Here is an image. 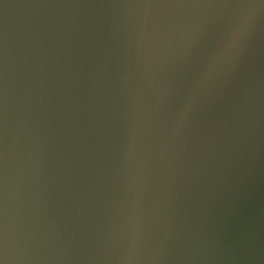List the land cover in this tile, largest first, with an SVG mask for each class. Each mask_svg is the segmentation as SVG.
<instances>
[{"label": "water", "instance_id": "water-1", "mask_svg": "<svg viewBox=\"0 0 264 264\" xmlns=\"http://www.w3.org/2000/svg\"><path fill=\"white\" fill-rule=\"evenodd\" d=\"M0 264H264V0H0Z\"/></svg>", "mask_w": 264, "mask_h": 264}]
</instances>
